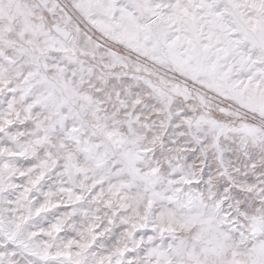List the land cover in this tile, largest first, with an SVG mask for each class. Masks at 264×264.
Listing matches in <instances>:
<instances>
[{
  "label": "snow or ice",
  "instance_id": "snow-or-ice-1",
  "mask_svg": "<svg viewBox=\"0 0 264 264\" xmlns=\"http://www.w3.org/2000/svg\"><path fill=\"white\" fill-rule=\"evenodd\" d=\"M0 264H264V0H0Z\"/></svg>",
  "mask_w": 264,
  "mask_h": 264
}]
</instances>
